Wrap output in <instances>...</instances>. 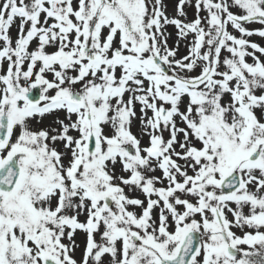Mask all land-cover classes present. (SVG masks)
Returning a JSON list of instances; mask_svg holds the SVG:
<instances>
[{
    "label": "snow or ice",
    "instance_id": "snow-or-ice-1",
    "mask_svg": "<svg viewBox=\"0 0 264 264\" xmlns=\"http://www.w3.org/2000/svg\"><path fill=\"white\" fill-rule=\"evenodd\" d=\"M252 37L264 0H0V264H264Z\"/></svg>",
    "mask_w": 264,
    "mask_h": 264
},
{
    "label": "rangeland",
    "instance_id": "rangeland-1",
    "mask_svg": "<svg viewBox=\"0 0 264 264\" xmlns=\"http://www.w3.org/2000/svg\"><path fill=\"white\" fill-rule=\"evenodd\" d=\"M170 11H171V5H170ZM253 27H259V25H253ZM253 40H255L258 43L264 44V40H261L258 37H252ZM83 237H78V241H82ZM77 256H79V252L77 253Z\"/></svg>",
    "mask_w": 264,
    "mask_h": 264
}]
</instances>
